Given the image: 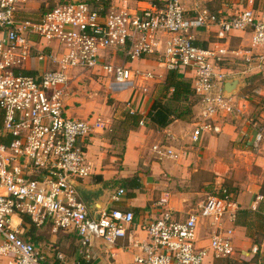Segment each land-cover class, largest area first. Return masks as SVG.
Returning a JSON list of instances; mask_svg holds the SVG:
<instances>
[{
	"label": "built area",
	"instance_id": "built-area-1",
	"mask_svg": "<svg viewBox=\"0 0 264 264\" xmlns=\"http://www.w3.org/2000/svg\"><path fill=\"white\" fill-rule=\"evenodd\" d=\"M31 1L0 0V264H46L40 248L26 239L22 217L54 235L73 233L81 260L88 264L92 242L116 246L128 236L134 215L107 209L95 218L78 198L72 183L90 174L83 140L93 133L111 132L112 124L101 117L80 120L67 115L63 104L70 83L67 71L87 70L142 94H148L150 83L161 77L128 63L154 57L165 71L189 82L192 73L190 83L200 111L190 141L197 144L203 134L221 132L220 119L243 114L241 101L233 102L223 91L229 76L223 63L242 60L243 70L236 74L245 78L256 71L264 81L263 55L234 52L226 46L230 33L248 31L252 46L264 47V5L226 16L200 7L199 1L207 0H193L191 10L179 0H167L162 6L147 3L137 10L112 4L105 8L100 0L93 8L86 1L71 0L47 8L36 20L20 19L19 9ZM210 27L217 29L216 41L210 47L196 45L194 33ZM114 48L122 49L125 64H116ZM32 60L47 66L29 72ZM143 124L142 119L139 126ZM262 139L259 130L254 149H259ZM151 150L158 161L180 158L178 151L160 144ZM123 195L124 190L118 189L112 200ZM235 215L233 195L226 190L208 196L201 210L188 213L184 220L165 212L148 223L145 241L132 239L137 250L134 264H210L232 259L233 230H223L221 223L225 218L234 223ZM201 221L211 233L207 244L198 248ZM262 251L264 235L250 254L257 257ZM56 260L63 263V255L56 253Z\"/></svg>",
	"mask_w": 264,
	"mask_h": 264
},
{
	"label": "crops",
	"instance_id": "crops-1",
	"mask_svg": "<svg viewBox=\"0 0 264 264\" xmlns=\"http://www.w3.org/2000/svg\"><path fill=\"white\" fill-rule=\"evenodd\" d=\"M166 1L156 0L159 4ZM179 1L186 9L191 10L194 7L193 0ZM110 2L112 5L126 6L132 10H137L138 7L145 6L147 3H153L150 0H110ZM198 4L213 13L230 16L244 9L262 8L264 0H207L199 1ZM216 30L215 27H210L195 32V44L210 47L216 41ZM226 46L234 52L250 51L252 54L264 56V54L252 51L251 34L248 31L230 33L226 38ZM242 63V60L235 58L223 63L221 67L225 74L235 75L241 69L243 70ZM129 64L135 69L151 72L161 77V81L158 83H150L147 96L130 90L129 92L132 91L130 98L127 97L125 100L121 97L115 98L122 104L118 103L119 105L115 106L105 103V106L97 109L95 100L90 102L84 100L83 96L75 97L77 92L75 93L74 89V92L66 90L67 94L63 101L67 115L80 120L101 117L112 124L121 119L124 112L134 111L141 115L144 121L143 126L138 125L139 127L135 131L126 136L121 158L109 155L111 144L107 136L110 132L93 133L83 140L90 174L87 178L76 181L78 198L88 206L91 216L107 209L129 211L134 215L132 229L128 236L118 241L116 246H108L97 239L92 242L88 264H134V255L137 250L131 246L132 239L145 241L147 238L145 229L148 223L160 218L165 212L171 211L173 217L179 220H184L188 213H198L207 197L210 196V194L206 195L207 188L204 186L208 185L212 179L216 180V184H219L218 193L222 188L231 187L234 189L233 200L236 205V213L242 209L255 211L252 208L256 209L264 197V110L260 111L256 103L251 106L249 102L231 96L233 102L236 103L237 99L244 105L243 114L220 119L218 121L221 126L220 133L203 134L197 144H192L189 139L191 131L188 136L181 135L179 120L172 122L164 130H158L145 118L154 100V97L151 98L156 93L154 87L156 84L160 85L162 81L164 82L168 72L155 61L154 57ZM230 64L238 66L239 69L233 70L232 67H229ZM46 66L44 63L32 60L28 63L27 68H30L29 72H32L34 70L41 71ZM189 76L190 82H193L192 73ZM250 78H258L264 82L256 71L247 74L245 78L241 76L243 81ZM226 82L227 79L223 86ZM73 83L75 81L70 82L69 86ZM101 83L106 86L104 80ZM120 90L125 89L121 88ZM255 93L264 98V86L255 90ZM149 94L151 95L149 96ZM197 110L198 115L199 105ZM232 118H236L237 121ZM255 119H258L257 121L263 126V139L257 150L253 145L254 137L258 131V123L254 121ZM168 135H171L172 138L167 137ZM154 144L178 151L180 158L176 161L168 158L158 161L156 154L151 150ZM228 160L237 163L234 164V166L236 165L235 169L230 173L226 166ZM221 168H225L224 172H221ZM200 176H204V180H200ZM132 178H137L139 188L129 189L122 185L121 181ZM118 189H123L124 195L118 201H114L112 197ZM260 197L262 199L258 200ZM162 200L165 202L162 203ZM195 206L197 207L195 210L191 209ZM221 228L233 230L235 256L232 259L213 261L210 264H250V260L252 262L259 260L260 264H264V251L257 257H253L250 254V249L249 252L245 250L244 247L251 248L253 245L246 235L245 228L234 225L228 218H225L221 223ZM62 233L66 232H59L56 235L50 232L53 238ZM210 233L206 222L201 221L197 231L196 247L205 246ZM237 244L241 245L242 249Z\"/></svg>",
	"mask_w": 264,
	"mask_h": 264
},
{
	"label": "trees",
	"instance_id": "trees-1",
	"mask_svg": "<svg viewBox=\"0 0 264 264\" xmlns=\"http://www.w3.org/2000/svg\"><path fill=\"white\" fill-rule=\"evenodd\" d=\"M85 1V0H84ZM71 2L61 1L60 3ZM89 4L92 5L93 8L99 7V4L96 0H86ZM100 3L103 7L107 8L108 5L111 4L110 0H100ZM165 3V2H164ZM164 3L159 4L158 2H153V4L157 6H162ZM19 18L20 19H28V20H36V18L28 17L25 11H21ZM161 92L163 96L156 98L153 100L150 109L146 115V119L158 130L166 129L172 122L177 120H183L184 117L192 115V108L194 106L198 107L199 99L195 96L192 85L187 80L183 79L181 76L177 75L173 72H168L166 74ZM166 94H168L166 96ZM256 106L262 107L264 106V99L260 98L259 102ZM195 115V114H194ZM143 119V117L137 113H129L124 112L122 114V118L116 120L112 123L111 132L108 133L110 137H107L109 143L111 145H115L117 142H121L123 144L122 151L120 157H122L124 152V143L126 140V136L135 131L138 128L139 122ZM258 123L257 129L260 130L263 134V126ZM123 186H127L129 189H137L139 188V183L137 178H132L130 180L121 181ZM223 190H226L228 194H232L234 196V189L230 190V188H222L220 193ZM22 223L26 228L25 237L27 240L33 242L36 245H46L47 251L43 250L40 247L42 254L46 258V264H85L78 253V243L77 238L73 233H62L59 234L56 238L59 239L58 243L54 246L52 242L50 243V234L47 227L37 228L32 225L26 217H22ZM234 225L240 226L246 229V235L251 240L252 244H258L260 242L261 237L264 235V197L263 201L259 204V206L255 209V211L251 210H238L235 215ZM47 231L49 233V242L46 241V237H44L43 233ZM71 240L69 245L74 242L73 255L74 258L71 262H68L65 254L62 253V249L59 245H62L61 241L66 242V240ZM43 243V244H42ZM68 245V247H69ZM61 253L63 255L64 261L60 263L56 260V253Z\"/></svg>",
	"mask_w": 264,
	"mask_h": 264
},
{
	"label": "rangeland",
	"instance_id": "rangeland-1",
	"mask_svg": "<svg viewBox=\"0 0 264 264\" xmlns=\"http://www.w3.org/2000/svg\"><path fill=\"white\" fill-rule=\"evenodd\" d=\"M61 1H66V0H33L32 3L27 8L26 7L20 8L19 11H21V10L25 11L26 12L25 15H27L28 17L36 18L44 10L59 4V2H61ZM68 1H70V0H68ZM144 1H149V0H144ZM150 2H156V0H150ZM19 16H20V14H19ZM164 38H165V36L162 35L161 36V41ZM53 45H54V43H53ZM60 48L63 50L62 46ZM114 49H115V51L118 54V57H117L118 59L116 61V64H118V65L125 64V61H124V58H123V55H122V49L121 48H114ZM252 51L254 53L257 52V53L264 54V47H260V48L259 47L258 48L257 47H253ZM128 66L131 67L129 63H128ZM229 67H232L233 70L239 69L238 66L233 65V64H230ZM131 68H134V67H131ZM67 75L69 77V81L71 83L73 81H75V83H73L70 86L68 85L66 90L67 91H69V90L73 91L75 89V93L77 92V94H75V97L83 96L84 100L86 99V101H90V102L95 100L96 104H97L96 105L97 109H100L101 107L105 106V103L109 104V105H115V106L119 105V104H122V102L119 103L117 101V99L121 97L122 99L125 100L127 97L130 98V96L132 94L131 93L132 91L129 92L130 90L128 88H126L125 90H120L121 89L120 86L112 84V83H108L107 80H106V86L102 85L101 82L103 80V77L99 76L98 78H96V77H94V75L90 71H87V70L71 69V70L67 71ZM226 79H227V81H231V80H234V79H239L241 81V85L238 87V89L234 90V91H231V92L234 93L233 96L239 98L238 100H245L246 102H249L251 106H254L255 103L257 105V103L259 102L260 98H262V97L258 96L257 93H255V90H257V89L259 90L260 88H262L264 86V82L260 81V79H258V78L257 79L256 78H250V79H248L246 81H243V79H241V76L239 74L229 75V76H227ZM187 81L189 82V79H187ZM152 82L158 83L159 80L157 78H155ZM162 86H163V83H161L160 85L159 84L155 85L154 90H156V93L153 94L151 96V98L154 97V99H156V98L160 97L161 95L163 96V94L161 92ZM69 87H70V89H69ZM230 93H226V94L229 95ZM147 95L148 94H146V96ZM150 95L151 94H149V96ZM167 95L168 94H166V96ZM115 98H117V99L115 100ZM238 100L236 99V101H238ZM120 101H122V100H120ZM259 110L263 111L264 110V106L259 107ZM197 111H198L197 107L194 106L192 108V115L191 116L184 117V119H183V120H185L184 122L179 120L178 123L180 125V132H181L182 136H188L189 132L190 131L192 132L194 121H195V118L197 116ZM231 116L236 117L237 116L236 112L233 115H231ZM232 119L237 121L236 118H232ZM257 120L258 119H255L254 121L256 123H259V121H257ZM107 137H110V135H108ZM122 147H123V144L121 142H117L115 145H111L109 155H113V156L115 155L116 157L119 158L120 154H121V151H122ZM227 163H228V165H226V166L229 168L228 169V173H230L231 170L235 169L236 165L234 166V164H237V163H234L233 160H232V162H231V160H228ZM224 170H225V168L224 169L221 168V172H224ZM200 180H204V176H200ZM215 184H216V180L212 179L211 181H209L208 185L204 186L205 188H207V192H206L207 196H208V194L211 195V194L214 193V195H216L218 193V189L217 188H218L219 184H216V185ZM230 189H233V188L230 187ZM206 195H205V197H206ZM196 208L197 207L195 206V207H193L191 209L195 210ZM14 218H15L14 220L16 222H19V219H20L19 217L18 218L14 217ZM41 234H43L44 237H46V241L48 240L47 242H49V233L47 231H44ZM56 237L57 236H55V238L50 237V243L52 242V244L54 246L59 241V239L56 238ZM61 242H62V245H59V246L62 249V253L65 254V257H66L67 261L71 262L73 260V258H74V255H73L74 242H73V244L71 243L70 245H69V243L71 242V240H69V239L66 240V242H64V241H61ZM68 245H69V247H68ZM39 246L42 247L43 250L47 251V246L46 245L43 244V245H39ZM237 246L242 249L241 245L237 244ZM244 248H246L245 250L247 252H249V249H250L249 246L248 247L246 246ZM208 260H210V258Z\"/></svg>",
	"mask_w": 264,
	"mask_h": 264
},
{
	"label": "water",
	"instance_id": "water-1",
	"mask_svg": "<svg viewBox=\"0 0 264 264\" xmlns=\"http://www.w3.org/2000/svg\"><path fill=\"white\" fill-rule=\"evenodd\" d=\"M241 85V81L239 79H234L231 81H227L225 85L223 86L224 93H230L231 91L237 90L238 87ZM233 92H231L228 96H233ZM227 95V94H226ZM75 188H78V184L76 182L72 183ZM88 207V206H87ZM95 218H98V214L94 216Z\"/></svg>",
	"mask_w": 264,
	"mask_h": 264
}]
</instances>
